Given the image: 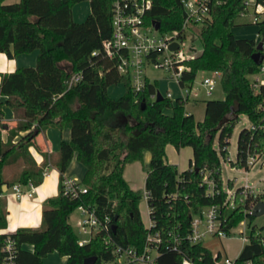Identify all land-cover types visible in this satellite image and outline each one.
<instances>
[{"label":"trees","instance_id":"1","mask_svg":"<svg viewBox=\"0 0 264 264\" xmlns=\"http://www.w3.org/2000/svg\"><path fill=\"white\" fill-rule=\"evenodd\" d=\"M0 0V53L7 57L38 49L36 65L19 67L5 73L0 80V96L13 111L14 117L26 122L28 130L17 145L2 150L0 132V195L15 183L35 186L43 180L44 168L36 166L29 146L34 137L48 127L69 128L71 139L62 141L55 166L59 171V191L43 202L41 225L22 227L13 233L0 232V264L7 253L2 249L7 239L14 241L11 264H43V258L56 251L66 256L65 264H83L85 258L96 257L95 264L112 257L115 245L142 248L148 229L139 211L140 190H133L123 177L127 163L140 161L146 172L144 190L148 192L150 217L158 229L185 234L190 214L205 204L219 203L226 195L223 188L221 155L228 153L230 135L241 113L254 126L242 127L237 135L233 166L249 169V155L264 153V84L255 87L251 72L259 65L250 56L257 41L252 36H238L233 31L235 18L244 7V0H207L209 14L201 22L199 36L202 47L184 63L180 85H190L201 69L219 70L225 96L204 99V115L196 120L185 110L188 100L172 101L150 96L157 92V81L147 80L135 92L130 78L119 74L101 52L102 43L111 35V0ZM88 1L90 13L82 22L72 18V7ZM145 22L159 23V31L181 28L185 13L181 0H151ZM96 52V54H93ZM67 61L68 64H62ZM81 71L83 78L65 92V80ZM123 82V95L112 98L107 88ZM0 103V119L3 111ZM171 108V114L164 109ZM37 134L34 135V131ZM217 136V145H215ZM192 149L189 167L179 171L165 160V146ZM150 160L143 162L144 152ZM76 155L85 167L80 184L86 192L65 193L61 181ZM25 164V165H24ZM22 165L21 171L7 179L8 166ZM197 169V171H196ZM210 176L215 190L210 192L205 177ZM231 179L227 184L232 186ZM240 190V186H237ZM257 199L264 200V191L248 192L228 211L225 228L236 226ZM80 206L95 207L103 217L109 216L115 232H97L89 242L79 245L78 236L68 222L71 212ZM7 210L0 198V230L6 227ZM248 240L239 250L237 261L264 264V243L257 226L247 223ZM152 228V229H154ZM33 246V251L23 245ZM194 264H212L213 253L203 244L182 241L179 250L160 249L155 264H181L182 258Z\"/></svg>","mask_w":264,"mask_h":264},{"label":"built area","instance_id":"2","mask_svg":"<svg viewBox=\"0 0 264 264\" xmlns=\"http://www.w3.org/2000/svg\"><path fill=\"white\" fill-rule=\"evenodd\" d=\"M111 35L103 41L101 52L103 56L113 65L114 69L121 74L130 78V83L135 92H140L147 80H150L146 70L154 68L167 73L168 77L175 79L180 88L181 93L173 98L168 91L164 97L176 100H189L197 98L199 88L194 90L192 85H180L179 81L182 78L184 71L188 70V66L184 63L186 60L194 57V45L191 46L190 52L185 53L183 44L187 39V31H192V23L203 22L209 14L207 0H181V5L185 13L182 26L178 30L169 32H161L155 29L153 23L149 25L145 22L147 12L152 7L151 0H111ZM252 8V21L258 24V38L262 40V55L263 59L258 64L256 71L251 72V80L255 87L264 84V0H244V7L240 11L246 13ZM156 32H160L156 35ZM256 40V41H257ZM176 42L178 47L175 50L169 48L170 44ZM258 42V41H257ZM96 54V52H93ZM221 76L220 71L209 70V74L204 75L199 81V86H203L204 93L210 94L216 84V77ZM83 78L81 71L73 72L65 80V92L71 89L74 85L80 82ZM152 99L157 98V92L150 96ZM264 109V101L260 104ZM254 126L251 123L250 127ZM262 154L252 153L249 155L248 163L250 166L256 161L264 166V158L260 159ZM45 174V172H44ZM43 174V175H44ZM205 181L210 192L215 190L212 177L206 176ZM65 193L77 194L79 191L86 192V188L80 184V181L69 177H64L61 181ZM238 191L233 186H224L226 195L221 204L209 203L204 207L199 208L196 212L190 214V226L188 231L181 235L180 233L166 232V236L158 229H155L156 223L150 217V208L148 206L149 218L145 226L148 232L145 237V242L142 248H136L130 245L122 246L115 245L112 248V257L107 260H102L98 264H155L156 258L160 254L161 248L168 250H179L182 241H186L191 245L203 244L208 237H232L235 230L238 237L241 238L243 244L248 240L247 231H245V220L240 221V224L225 228L224 222L228 211L237 206V194L240 199L246 193L253 192L251 188L245 184L240 185ZM26 187V190H25ZM35 185L30 181L26 184L15 183L10 189L11 193L16 197L23 194L32 196ZM143 195L148 196V192L144 190ZM239 199V200H240ZM251 204L248 211L251 210ZM81 217L77 221V236L78 244L83 245L100 231H104L108 236L105 239L107 243L111 242L108 230L111 228L109 216L101 217L95 207L80 206L78 207ZM154 228V229H152ZM264 243V236H262ZM14 241L7 239L2 249L7 253L5 264H11ZM212 251V250H211ZM213 253L212 264H252L250 260L244 263L237 261V256H231L228 253H221L219 250ZM181 264H194L189 258L183 257Z\"/></svg>","mask_w":264,"mask_h":264},{"label":"rangeland","instance_id":"3","mask_svg":"<svg viewBox=\"0 0 264 264\" xmlns=\"http://www.w3.org/2000/svg\"><path fill=\"white\" fill-rule=\"evenodd\" d=\"M84 1H80L78 3H82ZM85 4V3H84ZM251 8V7H250ZM252 8L246 12L241 13L236 16L235 18V25L233 26L234 33L236 34H242L247 37L252 36L255 40L258 38V24L254 23L252 21L253 15H252ZM193 29L192 31H187V39L185 43L183 44V50L185 53L190 52V48L192 45H194V53L198 52L202 47L201 38L199 36V30L201 27L200 23H192ZM160 32H156V35H159ZM259 41V40H257ZM62 64H68L67 61H62ZM146 73L148 77L150 78V81H157V91L161 93V95L164 97L166 93L169 91L173 98L178 93H181L182 89L180 88L178 82L175 79H172L168 77L167 73L161 70H155L154 68H147ZM197 75L195 76V80L193 83L194 90L196 87H200L198 91L199 95L196 101L192 98V96L189 98V100L185 104V110L190 111L191 114H193L194 118L196 119H202L204 115V99L205 98H222L225 96V91L223 90L220 78L217 76L216 84L214 88L212 89V92L210 94L204 93L203 86H199V81L204 75L209 74V70L201 69L197 71ZM251 77V75H250ZM125 85L123 82H118L116 84H113L107 88V94L112 98H118L119 96L123 95L125 92ZM174 101V100H172ZM165 114H171L172 109L171 108H165L164 109ZM235 125L233 127V130L231 132V135L229 137L230 144L228 145V153L224 157L221 155V170L222 171V179H223V185L226 187H230V185L227 184L228 179H231L232 186L236 188V186L245 185L247 184L251 190L254 191H264V166L260 164V161H256L253 163L248 170L245 169L244 166H233L231 165L229 159L227 156L235 159L236 158V147H237V135L239 130L242 127H250L251 122L247 118L246 114L241 113L238 120L235 121ZM21 139V138H20ZM20 139L17 141V143L20 141ZM217 140V136L214 138ZM14 144L13 146L17 145ZM12 146V147H13ZM10 147V148H12ZM173 150H170V153L168 154V158L175 157L178 159V151L176 148L172 146ZM184 150L180 153V158L182 160L187 161L190 157L189 151L191 152V149L187 146L183 147ZM146 152H144L143 155V162L146 163ZM166 154V152H165ZM264 158V153L260 157V159ZM25 165V164H24ZM13 166H9L13 168ZM23 168V166L21 165ZM21 169L18 171L20 172ZM84 168L81 163H79L77 160H72V162L69 163L67 169H66V175L65 177L72 178L77 181H81L84 175ZM124 174L127 179V181L130 183L131 187H133L136 190H140L141 192H144V182H145V176L146 172L142 168V164L140 161H133L128 163L124 167ZM241 187V186H240ZM240 195L242 193L237 194V200L240 199ZM146 205H147V199L143 195L141 199L139 200V208L142 210L143 213V221L147 224L148 219L146 215ZM81 217L80 210L78 208L74 209L68 219V222L70 223L72 230L77 234L78 228H77V221ZM245 220V231H248V224L257 226L262 234H264V212L253 214L252 217L246 215L245 218L240 219V221ZM238 222L237 224H240L241 222ZM241 225H238L237 227H241ZM234 229V233H232V237H208L203 242L204 246H208L212 252H216L219 250L221 253H228L231 256H236L239 253L240 248L243 245V242L241 238H239L236 233V229ZM48 258V263L50 264H59L63 259L61 256L57 254H49L46 256ZM43 264H45V261H43Z\"/></svg>","mask_w":264,"mask_h":264},{"label":"crops","instance_id":"4","mask_svg":"<svg viewBox=\"0 0 264 264\" xmlns=\"http://www.w3.org/2000/svg\"><path fill=\"white\" fill-rule=\"evenodd\" d=\"M16 1L18 0H5L4 3H12ZM89 13H90V4L88 1H84L82 3H76L72 7V18L75 22L84 21ZM238 36H245V35L239 34ZM38 53H39L38 49H35L30 53H20L13 56L12 58L7 57L5 53H0V80L3 74L13 72L19 67L35 66ZM178 95L179 94L177 93L174 96V98ZM197 98H193V99L196 101ZM5 100H6L5 96H0V103L2 104L1 109L3 111V117L2 119H0L1 145L3 151L8 150L10 147L16 144L17 141L28 131L26 129V122L20 119H16L14 117L13 111L5 104ZM187 112L190 113V111ZM70 139H71V131L69 128L58 129L53 127H48L44 130H41L34 137L31 145L29 146V153L31 154L36 166H42L46 163V166L44 168L45 174L43 175V180L39 185L35 187L32 196H27L26 194H23L20 197H16L11 193L10 188H8L5 193L0 195V198L7 210L6 227L0 230L1 233H13L18 228H22V227L37 228L41 225L43 202L49 197L56 196L59 191L60 173L55 166V162L58 158L60 143L62 141H69ZM214 143L215 145H217V140H215ZM172 146L173 145L171 144H167L165 146V152H166L165 160L170 164L176 165L179 171H183L187 169L189 167L190 159L192 156L191 147H189L191 149V152L189 151L190 157L188 158L187 161H185L180 158V153L182 150H184L183 147L177 149L178 159H176L175 157L168 158V154L170 153V150H173ZM145 156L148 162L150 160V153L146 152ZM74 159L77 160L76 155L73 157L72 160ZM21 168H22L21 165H15L13 168L9 166L6 167L4 170L5 177L7 179L13 178ZM83 168H84L83 172L85 173V167L83 166ZM66 173L67 172L65 171L64 176L66 175ZM123 177L130 186V188L136 190L133 187H131L130 183L127 181L124 174V170H123ZM139 211L142 222L144 225H146V223L143 221V213L140 208ZM146 215L148 219L149 212L147 205H146ZM23 247L26 250L33 251L32 245L24 244ZM49 254L51 255L57 254V252L54 251ZM61 258L63 259V261H61V263L59 264H65L67 257L61 256ZM43 261H45V264H50L48 263L47 257L43 258Z\"/></svg>","mask_w":264,"mask_h":264},{"label":"water","instance_id":"5","mask_svg":"<svg viewBox=\"0 0 264 264\" xmlns=\"http://www.w3.org/2000/svg\"><path fill=\"white\" fill-rule=\"evenodd\" d=\"M153 26L155 29H159V23L156 22V21H153ZM178 47V44L176 42H173L170 44L169 48L172 49V50H175L176 48ZM262 40H259L257 42V45H256V49L253 50L250 54V56L253 58V60L259 64L262 59H263V55H262ZM163 98V96L161 95L160 92L157 91V98L156 100H161ZM34 135L37 134V130L34 131L33 133ZM197 171V169H196ZM7 191V186L4 185L3 186V192H6ZM261 212H264V200L263 199H257L256 201L253 202V206L251 208V210L249 211V213L251 215L253 214H258V213H261ZM111 229L113 232H115L116 230V225L115 224H112L111 225ZM96 262V257L95 256H90V257H87L84 259L83 261V264H95Z\"/></svg>","mask_w":264,"mask_h":264}]
</instances>
